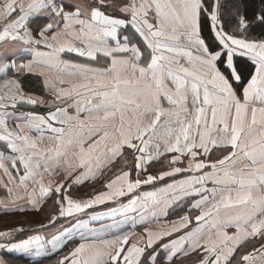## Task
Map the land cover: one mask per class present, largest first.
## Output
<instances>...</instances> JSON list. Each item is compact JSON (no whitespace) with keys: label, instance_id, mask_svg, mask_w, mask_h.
Segmentation results:
<instances>
[{"label":"snow or ice","instance_id":"1","mask_svg":"<svg viewBox=\"0 0 264 264\" xmlns=\"http://www.w3.org/2000/svg\"><path fill=\"white\" fill-rule=\"evenodd\" d=\"M0 193V264H264V0H0Z\"/></svg>","mask_w":264,"mask_h":264},{"label":"rangeland","instance_id":"2","mask_svg":"<svg viewBox=\"0 0 264 264\" xmlns=\"http://www.w3.org/2000/svg\"><path fill=\"white\" fill-rule=\"evenodd\" d=\"M30 216H27V217H21L19 215H16V216H13L11 214H7L6 216H9L10 219L8 220H4V221H0V229H3L5 227H11L13 226L17 221H20V220H29V221H37V220H40L42 219L41 216H38V215H32V214H29ZM5 216V215H4ZM12 264H21V263H18V262H15V261H12Z\"/></svg>","mask_w":264,"mask_h":264},{"label":"crops","instance_id":"3","mask_svg":"<svg viewBox=\"0 0 264 264\" xmlns=\"http://www.w3.org/2000/svg\"><path fill=\"white\" fill-rule=\"evenodd\" d=\"M87 189H82V191H86ZM0 195H2V193H0ZM5 214H3L2 212H0V217H3V219L5 218V219H9V218H7V216L5 215ZM28 216H30V215H28ZM101 219V221L102 222H109L106 218H100ZM0 254H2V253H0ZM6 259H9V260H11V261H15V262H18V260L19 259H17L15 256H12V257H6Z\"/></svg>","mask_w":264,"mask_h":264},{"label":"trees","instance_id":"4","mask_svg":"<svg viewBox=\"0 0 264 264\" xmlns=\"http://www.w3.org/2000/svg\"><path fill=\"white\" fill-rule=\"evenodd\" d=\"M7 218H9L10 219V217L9 216H7ZM4 220H8V219H3V217H0V221H4ZM18 263H21V264H28V262L26 261V260H23V259H19L18 260ZM42 264H47V262H42Z\"/></svg>","mask_w":264,"mask_h":264}]
</instances>
